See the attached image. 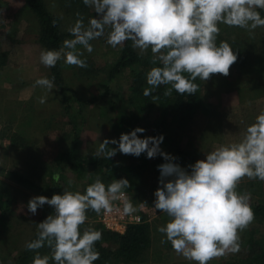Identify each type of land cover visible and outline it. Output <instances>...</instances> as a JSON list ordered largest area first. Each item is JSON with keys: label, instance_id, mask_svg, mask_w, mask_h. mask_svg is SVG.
<instances>
[{"label": "rangeland", "instance_id": "374dc122", "mask_svg": "<svg viewBox=\"0 0 264 264\" xmlns=\"http://www.w3.org/2000/svg\"><path fill=\"white\" fill-rule=\"evenodd\" d=\"M46 1L50 12L59 13L61 17L60 30L68 32L75 18L62 15L66 8H58L60 0ZM62 1H67L70 6L75 2L86 11L91 10L92 17L96 16L94 9L85 6L83 0ZM0 5V54H6V64L0 66V192L5 191L7 195L0 207V264H16L25 252L27 264H32L35 252L28 251L25 245L37 237L36 224L54 210L45 205L32 216L27 210L31 197L44 195L51 198L53 194H62L66 188L83 192L94 182L86 170L79 172L77 163L52 165L57 154L71 153L88 163L98 157L96 152L104 139L118 140L121 133L141 127L146 129L141 138L163 135L162 151L177 157L175 162L187 168L220 145L242 140L247 127L264 111V28L250 31L219 25L221 32L217 44L221 40L229 42L244 62L233 65L227 77L216 74L207 82L198 78L201 108L186 125L171 124L168 114L158 104H152L138 125L131 126L126 119L128 85L125 81L108 79L107 74L115 63L109 52L117 51L123 45L109 46L107 29L102 38L91 41L94 49L91 54L81 48L87 68L60 61V73L67 89L68 110L65 111L56 87L48 92L33 86L42 76L50 77V69L39 59L44 48L38 42L40 24L36 16L24 0H0ZM90 18H86L85 26ZM133 50L144 58H154L151 49L143 55L139 49ZM41 97L46 98L45 103H40ZM113 158L123 163L118 155ZM129 159L145 161L142 185L132 195V203L137 209L144 210L143 222L150 227V245L136 264H192L177 255L170 243L162 244L165 237L157 231L169 219L165 213L153 208L160 176L158 165L165 163L164 159L159 155L148 159L146 153ZM46 165L53 166L51 175H45ZM12 174L28 183L17 181ZM57 174L59 181L53 179ZM256 180L264 191V181ZM256 180L244 178L239 187L246 190ZM69 181H73L70 188ZM251 197V205L264 206V193L261 197L252 194ZM87 215L82 229L100 230L103 239L99 243L107 250L115 251L118 246L115 235L100 226L94 213L89 211ZM239 235V253L213 259L210 264H237L247 258L254 259V264H264V219L255 217ZM39 251L41 255H51L47 246Z\"/></svg>", "mask_w": 264, "mask_h": 264}, {"label": "clouds", "instance_id": "9594fccd", "mask_svg": "<svg viewBox=\"0 0 264 264\" xmlns=\"http://www.w3.org/2000/svg\"><path fill=\"white\" fill-rule=\"evenodd\" d=\"M83 4L93 8L96 16L85 26L77 13L78 19L68 29L73 38L64 40L59 49L42 50L40 63L50 69L63 60L66 65L87 68L81 48L91 54V41L102 38L107 29L109 46L131 41L142 55L151 49L154 65L159 61L160 66L146 73V97L161 85L167 86L165 96L173 90L194 95L199 90L197 78L207 82L216 74L227 77L239 51L224 40L217 44L220 24L250 31L264 28V0H83ZM33 86L51 92L55 77L42 76ZM45 102L41 97L40 103ZM145 132L136 127L121 133L118 140L104 139L96 155L103 153L110 159L119 152L138 158L146 153L148 159L158 155L164 159L158 165L153 201V208L169 218L157 229L165 237L161 243H170L177 255L192 264H210L213 259L239 253V233L249 227L255 214L251 193L238 188L244 178L264 181V111L247 127L242 140L220 145L187 168L162 151L163 135L141 138ZM53 179L59 181V174ZM68 183L70 188L73 181ZM129 187L126 178L105 184L96 176L83 192L66 188L51 198L31 197L27 210L32 216L45 205L54 210L36 224L37 237L25 245L35 252L32 264H94L100 258L95 245L103 233L92 227L82 229L87 213L118 211L114 202L123 200V214L133 215L138 209L126 195ZM45 246L51 255H41L39 250Z\"/></svg>", "mask_w": 264, "mask_h": 264}, {"label": "trees", "instance_id": "16d2710c", "mask_svg": "<svg viewBox=\"0 0 264 264\" xmlns=\"http://www.w3.org/2000/svg\"><path fill=\"white\" fill-rule=\"evenodd\" d=\"M29 6L30 10L36 16L40 24V33L38 42L44 49H59L63 41L72 39L73 37L69 32H63L59 27V19L50 15L44 5L43 0H24ZM264 16V11L261 12ZM0 21H2V5H0ZM115 63L108 69V79H118L125 81L129 89L128 105H127V122L131 126L138 125L141 118H143L148 108L152 104H158V107L165 111L173 125L179 124L186 125L193 116L201 108V99L199 90L194 95L184 94L180 95L173 90L171 96H165L164 91L167 86L161 85L152 95L144 96L143 90L148 87L146 83V73L155 66H160L159 61L154 65L152 59L144 58L133 50L132 42L127 41L120 50L109 52ZM5 52L0 54V66L6 64ZM244 58L239 53L238 60L234 65H241ZM50 77H55V87L59 90L60 102L64 106V110H68L66 86L62 75L60 73V61L56 67L50 68ZM199 85L198 78L195 81ZM118 157L123 160L120 162L117 158L107 159L105 154L95 157L91 162L81 161L75 158L71 153H59L52 160V165L58 166L63 162L72 161L73 164L77 163L79 172L86 170L90 179L95 180L96 176H100L107 184L113 179L119 180L126 178L130 182V187L126 189L132 201V195L140 189L142 185L143 170L145 167L144 159L134 162L129 161L134 158L132 155H124L117 152ZM137 158V157H135ZM46 165L45 175H51L53 166ZM0 171L2 169L0 168ZM17 181L28 183L23 178L12 174ZM238 191H248L252 195L261 197L264 193L261 183L259 181H252L247 189L241 187ZM7 197L6 192H0V207L3 198ZM255 217L264 219V206L251 205ZM94 216L96 217V213ZM143 218V215H142ZM113 234V233H111ZM116 237L117 248L115 251H109L104 248L99 242L96 243L95 248L100 253V258L94 264H136L141 257L142 253L150 245V227L146 223L133 225L127 228L124 234H113ZM171 246V244H169ZM27 252L23 253L18 258L16 264H27ZM255 260L247 258L239 260L237 264H254Z\"/></svg>", "mask_w": 264, "mask_h": 264}, {"label": "built area", "instance_id": "2783aa9c", "mask_svg": "<svg viewBox=\"0 0 264 264\" xmlns=\"http://www.w3.org/2000/svg\"><path fill=\"white\" fill-rule=\"evenodd\" d=\"M126 195L131 200L130 196ZM114 207L119 210H114L112 213L101 212L99 215L96 214L97 222L106 232L122 235L128 227L143 223L142 214L145 213L143 209H138L133 215L126 216L123 214V200L115 201Z\"/></svg>", "mask_w": 264, "mask_h": 264}, {"label": "crops", "instance_id": "0c3cea01", "mask_svg": "<svg viewBox=\"0 0 264 264\" xmlns=\"http://www.w3.org/2000/svg\"><path fill=\"white\" fill-rule=\"evenodd\" d=\"M43 2H44V5H45L47 12L50 15L57 17L59 19V24H60L61 23V17H60V15H58L59 13L57 14V13L50 12V9L48 8L47 1L43 0ZM59 3L61 5V6H58L59 9L60 8H62V9L66 8V10H63V14H62L63 16L75 18V20H73L72 22H76V20L78 19L77 13H79L84 18V22H87L86 18H88V16L92 17L94 15L91 10L86 11L84 6H76L75 2H73L71 6L69 5V3L67 1L60 0ZM118 50H120V49H118Z\"/></svg>", "mask_w": 264, "mask_h": 264}]
</instances>
